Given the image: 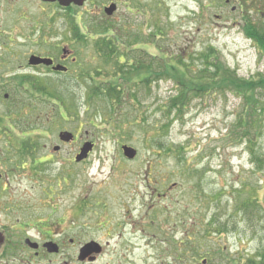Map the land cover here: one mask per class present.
<instances>
[{"label": "rangeland", "instance_id": "rangeland-1", "mask_svg": "<svg viewBox=\"0 0 264 264\" xmlns=\"http://www.w3.org/2000/svg\"><path fill=\"white\" fill-rule=\"evenodd\" d=\"M106 1L63 10L0 0V264H86L79 249L90 241L101 250L91 255L95 264L260 263L264 52L243 26L248 18L263 28L264 0H113L111 15ZM103 24L139 35L128 56L150 62V83L118 79L120 103L92 80L114 75L90 39ZM73 25L89 37L77 41ZM157 29L162 36L151 37ZM61 49L76 59L66 75L28 62ZM177 54L188 71L207 63L206 75L215 76L175 101L178 88H188ZM169 60L175 68L166 75ZM33 73L47 76L46 89L23 78ZM60 131L73 141L60 142ZM86 141L93 149L76 162ZM122 145L136 149L135 158H125ZM46 240L59 250L48 253Z\"/></svg>", "mask_w": 264, "mask_h": 264}, {"label": "trees", "instance_id": "trees-1", "mask_svg": "<svg viewBox=\"0 0 264 264\" xmlns=\"http://www.w3.org/2000/svg\"><path fill=\"white\" fill-rule=\"evenodd\" d=\"M247 19L248 18L245 19V24L243 26L246 37L251 39L252 42L258 47L259 50L261 49L264 52V26L263 28L260 27L259 29L258 26H256L249 19L248 20ZM72 31L77 41H81L83 38L89 37L88 34L86 35L80 34L78 28L74 25L72 26ZM92 31L93 33L90 34L91 35L90 39L92 40V44H93V48L95 52L98 53L100 57L102 56V58L104 59L106 63L114 62V66H113L114 75L109 74L110 76H109L108 81H104V82L99 81V79L101 78L99 73H98L99 76L92 78V80L96 81L98 79L97 83L104 87V90H105L104 93L110 99H112V101L117 100L118 103L121 102V99L123 98L122 90H124V86L120 87L119 85L116 84V82L118 81V79H122L124 83L126 84L129 83L130 80H128L125 75H133L135 77L136 82H140V83H145V82L150 83L151 82L152 80L151 69H149L150 62H147V64L141 63L142 62L141 59H135L136 62H132L131 58L128 56L130 52L128 46L132 44L130 39H132L134 43L140 44L141 41H140V38H138L139 35H134V37L131 38L130 36H132V34L125 27H119L115 29L112 26H108L106 24H103L101 26H96L92 29ZM153 31L157 33L153 32L151 34V37H156V36L161 37L162 36V31H160V29L159 30L157 29V31L156 30H153ZM161 53L163 56V50ZM212 53H213V47H209L204 52H202L200 56H202V59L204 60L206 59V54L211 55ZM175 56L176 57L174 58L178 57L175 60L176 65H177L176 70H177L178 75L185 77V79L188 81L187 89L184 88L186 87V85H183L184 87L181 85L178 88V93L176 94V97H174L175 101L183 100L187 95H189V93H192L193 91L197 92V88H195L196 84L204 85V83L211 84L209 82H213L210 79L213 78L215 74L211 75L210 77L206 75L210 73L206 66L207 63H204V67H203L204 69L202 72H199V70H196V72L188 71L186 68H184L185 66H187L184 63V60L179 58L181 57V54H177ZM207 62L209 63V60H207ZM170 63L173 64L174 62L169 60V63L164 65L163 71H164V74L166 75L171 74L168 69L175 68V66L170 65ZM191 66H193L194 69L197 68V66L194 65V63H192ZM160 74H157V76H159ZM161 76H164V75H161ZM206 77L208 79L207 81H206ZM23 78L26 80V77L23 76ZM253 82L254 83L261 82V78L258 81L254 79L253 81H251V83ZM192 83H196V84H192ZM93 86H95L96 90L100 91V88L98 86L94 84ZM201 91H203V89H201ZM53 92L56 94V91H53ZM47 95L51 98L50 92H48ZM88 97H91V95H89ZM244 97L246 98L248 103H254L256 105L254 101V97L252 95L251 96L245 95ZM56 100H58V98ZM89 100H91V98H89ZM59 101L61 102V104H63V107H64V101L63 99H61V97H59ZM242 123H243V120H241L240 125H242ZM23 132L27 135H30L28 134V131H23ZM15 148H17L18 151L21 153V149L23 147L16 146ZM260 257L262 260L260 261V263H256V264L264 263V250L260 254Z\"/></svg>", "mask_w": 264, "mask_h": 264}, {"label": "water", "instance_id": "water-1", "mask_svg": "<svg viewBox=\"0 0 264 264\" xmlns=\"http://www.w3.org/2000/svg\"><path fill=\"white\" fill-rule=\"evenodd\" d=\"M40 1L47 2V3L57 2L60 6L67 7L70 4H74L76 6H81L86 0H40ZM115 9H116L115 4H111L110 7L105 8V12H106V14L111 15ZM29 63L31 65H36V64L49 65L51 63V61H49L48 59H41V58H37V57H32L29 60ZM54 69L60 70V69H65V68L61 67V66H57ZM59 138L62 141L69 142L73 138V135L70 132L64 131V132L60 133ZM93 145L94 144L92 142H89V141L84 142L83 145L81 146L79 152L75 155V161L81 162V161L85 160L88 157L89 153L92 151ZM57 148L58 147H55V149H57ZM121 149H122L124 157L127 159H133L137 154L136 149H134L130 146H127V145H122ZM0 178H1V171H0ZM3 241H4V236L0 233V246H1ZM26 243L33 249H36L38 247V245L36 243H31L29 240H26ZM44 248L49 253H55L58 251V246L53 242H46L44 244ZM98 252H100V247L98 246V244L95 242H88L83 247L80 248L78 258L80 261H84L85 259H88L89 261H93L95 257H93L91 255L96 254Z\"/></svg>", "mask_w": 264, "mask_h": 264}, {"label": "flooded vegetation", "instance_id": "flooded-vegetation-1", "mask_svg": "<svg viewBox=\"0 0 264 264\" xmlns=\"http://www.w3.org/2000/svg\"><path fill=\"white\" fill-rule=\"evenodd\" d=\"M96 1H99V0H86L82 5H84V4H94ZM108 3L109 4H115V6H116V2L115 1H113V0H108V1H106V2H104V3H102V8L103 9H105L106 7H107V5H108ZM227 3H229V0H227V1H225V4H227ZM48 4H55V5H51V7H53V6H55V7H59V8H61V9H63V10H70V9H72V8H75V7H79V6H76V5H74V4H70L69 6H67V7H62V6H60L57 2H54V3H48ZM54 8V7H53ZM64 52H63V49H61V54L60 55H56V54H46V55H42L41 53L40 54H35V55H37V56H39V58H41V59H48L49 61H51V63L49 64V65H45V64H39V65H37L36 67H39V66H43V68H44V70H47L48 71V73H47V75H49V74H55L56 76H59V75H66L67 73H68V70H69V68L68 67H70V63H72V64H74L75 62H76V59L74 58V57H72V55L71 54H67V55H64L63 54ZM97 55L100 57V55L97 53ZM59 56V57H58ZM102 57V56H101ZM135 59V58H134ZM142 60V62L141 63H145V64H147V61L146 60H144V59H141ZM132 61V60H131ZM29 62V61H28ZM134 62H136L135 60H134ZM134 64V63H133ZM137 64H138V62H137ZM109 65L110 66H114V62H110L109 63ZM135 65V64H134ZM57 66H61V67H64L65 69H60V70H56V69H54L55 67H57ZM37 75H41V74H39V73H33V74H30V75H23L24 77H26V81H28V82H31V85L33 86V87H35V85H39V88H41V89H46L47 88V84H45V83H43L42 82V80H45V78H47V76H43V75H41L42 77H43V79H42V77H39V76H37ZM45 77V78H44ZM20 85V84H19ZM50 86H54V85H50ZM5 96H7V95H5ZM61 132H64V131H60L59 133H58V139L60 140V142H62V143H69V142H71V141H73V138H74V135H73V133H71L72 135H73V138L69 141V142H65V141H62L60 138H59V135H60V133ZM55 147H58L56 150L58 151V150H60V147H59V145H55L53 148L55 149ZM16 150L18 151V149L16 148ZM1 177H2V174H1ZM0 233L4 236V233L2 232V231H0ZM26 240H29L31 243H36V242H32L29 238H25L24 239V243H25V245L26 246H28V247H30L27 243H26ZM5 242H6V240H5V236H4V241L2 242V244H1V246H0V248L5 244ZM45 242H49V240H46V241H44L42 244H41V246H42V248L43 249H45L44 248V243ZM50 242H53V241H51L50 240ZM37 245H38V247L36 248V249H34V250H37L38 248H39V244L38 243H36ZM57 246H59L58 244H56ZM99 246V245H98ZM100 247V246H99ZM31 248V247H30ZM33 249V248H32ZM58 250H59V247H58ZM101 251V250H100ZM48 252V251H47ZM37 253V252H36ZM49 253V252H48ZM91 263H93V264H95V258H94V260L93 261H89V260H87V263L86 264H91Z\"/></svg>", "mask_w": 264, "mask_h": 264}]
</instances>
